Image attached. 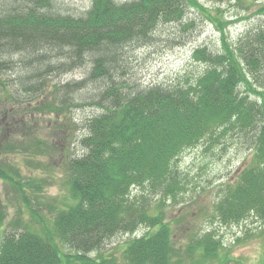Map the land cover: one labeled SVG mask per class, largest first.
<instances>
[{"label":"trees","instance_id":"trees-1","mask_svg":"<svg viewBox=\"0 0 264 264\" xmlns=\"http://www.w3.org/2000/svg\"><path fill=\"white\" fill-rule=\"evenodd\" d=\"M90 2L77 15L65 11L59 0H0L4 98L21 101L34 95L42 77L90 65L84 81L67 87L79 93L94 82L93 101L103 108L87 123L81 141L86 153L68 161L73 202L55 215L51 227H42L43 233L28 224L5 232L0 264H116L112 257L92 253L141 225L156 230L126 243L127 264H187L181 258L187 254L197 256L200 264H225L223 244L212 231L179 252L166 214L151 196L176 199L184 188L175 164L179 156L231 130L253 144L252 158L215 205L218 219L231 224L254 215L264 243V21L235 43L223 36L216 51L198 47L193 57L205 70L197 77L127 93L117 77L131 43H147L159 26L187 21L190 9L215 23L214 17L200 0ZM7 70L17 72L12 86L3 78ZM0 177L15 180L1 167ZM4 219L1 215L0 228ZM258 264H264V254Z\"/></svg>","mask_w":264,"mask_h":264},{"label":"rangeland","instance_id":"rangeland-1","mask_svg":"<svg viewBox=\"0 0 264 264\" xmlns=\"http://www.w3.org/2000/svg\"><path fill=\"white\" fill-rule=\"evenodd\" d=\"M200 2L206 5L204 8L211 12L215 23L200 18L190 9L187 19L194 23L169 22L154 30L149 42L128 46L123 72L117 77L124 92L197 77L205 64L194 59L196 48L207 46L216 51L222 46L223 36L235 43L246 32H256L264 21L261 12L264 0ZM59 3L65 11L77 15L91 5L90 0H59ZM89 66L42 77L34 95L21 97V101L10 102L4 98V91L0 92L3 95L0 96V167L15 178L5 181L0 177V216L5 218L0 241L5 232L19 231L23 225H30L36 232L51 227L55 215L73 202L68 161L86 153L81 141L88 132L87 123L103 108L93 101L97 97L94 82L79 93L72 92L71 85H67L84 81ZM16 74L7 70L3 78H8L12 86V82H17ZM236 133L231 130L219 141L206 139L184 150L175 162L182 174L183 190L176 199L158 197L152 202H160L179 252L195 237L212 231L223 244L225 264H258L264 254V243L259 237L260 221L250 215L238 223L223 224L216 216L215 205L224 190L235 182L252 158L253 144ZM133 192L142 194L138 189ZM155 230L141 225L134 233H118L92 256L112 257L116 264H127L123 258L126 243ZM67 250L74 252L69 247ZM187 255L181 256L185 263L200 264L197 256Z\"/></svg>","mask_w":264,"mask_h":264},{"label":"bare ground","instance_id":"bare-ground-1","mask_svg":"<svg viewBox=\"0 0 264 264\" xmlns=\"http://www.w3.org/2000/svg\"><path fill=\"white\" fill-rule=\"evenodd\" d=\"M245 47H246V46L242 47V50H244V49H245ZM202 70H205V68H203Z\"/></svg>","mask_w":264,"mask_h":264}]
</instances>
